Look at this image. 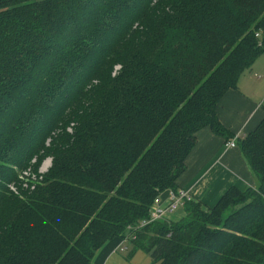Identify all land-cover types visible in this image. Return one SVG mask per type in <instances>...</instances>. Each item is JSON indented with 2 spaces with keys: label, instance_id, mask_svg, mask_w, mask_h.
I'll return each instance as SVG.
<instances>
[{
  "label": "trees",
  "instance_id": "obj_1",
  "mask_svg": "<svg viewBox=\"0 0 264 264\" xmlns=\"http://www.w3.org/2000/svg\"><path fill=\"white\" fill-rule=\"evenodd\" d=\"M262 35L264 0H0V264L126 237L151 264H264V118L236 142L257 187L150 220L198 132L230 136L218 104Z\"/></svg>",
  "mask_w": 264,
  "mask_h": 264
},
{
  "label": "crops",
  "instance_id": "obj_2",
  "mask_svg": "<svg viewBox=\"0 0 264 264\" xmlns=\"http://www.w3.org/2000/svg\"><path fill=\"white\" fill-rule=\"evenodd\" d=\"M217 113L230 136L217 135L210 127L202 128L186 159V170L177 181L178 188L188 190L194 200L207 207L214 206L231 186L245 189L259 184L239 145L230 147L226 144L253 131L264 118V48L251 68L242 73L237 88L228 90L222 97ZM165 197L167 191L162 194V198ZM180 216L184 213L176 216L172 212L165 218ZM141 251L144 250L136 248L128 237L114 238L96 253L91 264H118L123 260L117 255L119 252L125 255V260L135 261Z\"/></svg>",
  "mask_w": 264,
  "mask_h": 264
},
{
  "label": "built area",
  "instance_id": "obj_3",
  "mask_svg": "<svg viewBox=\"0 0 264 264\" xmlns=\"http://www.w3.org/2000/svg\"><path fill=\"white\" fill-rule=\"evenodd\" d=\"M256 36L261 38V33L257 32ZM259 44L261 45L262 41H260ZM236 139H237V137L235 139L231 140L230 142H228L226 145L230 146V147H235L236 146ZM47 161H49V164H50V160L48 159ZM45 163L41 167L42 172H44L48 169L49 165L44 169V167L46 165ZM192 199H193V196L188 190H185L183 188H180L176 191L170 190V191H168L167 199L166 198L163 199L162 196H159L155 200V203H154L152 211H151L150 220L154 221V220L163 218L168 213L174 212L177 209L183 207L186 204V202L191 201ZM147 223H149V221H144L140 225L144 226Z\"/></svg>",
  "mask_w": 264,
  "mask_h": 264
},
{
  "label": "rangeland",
  "instance_id": "obj_4",
  "mask_svg": "<svg viewBox=\"0 0 264 264\" xmlns=\"http://www.w3.org/2000/svg\"><path fill=\"white\" fill-rule=\"evenodd\" d=\"M248 70V69H247ZM47 160H45V162H46ZM51 161V160H50ZM44 162V163H45ZM46 165H45V167H44V169L49 165L50 166V164H49V161H47L46 163H45ZM48 166V167H49ZM184 213V208L183 207H181V208H179V209H177L176 211H174V213H175V215L176 216H178V215H180L181 213ZM182 216H180V218H181ZM180 218H173V220H178V219H180ZM127 246V245H126ZM118 256H120L121 257V259H123L122 261H118V264H151V260H150V257H149V255H147V253L145 252V251H141V252H138L137 253V256H138V259H136L135 261H134V259H132V260H125V255L123 254V253H118L117 254Z\"/></svg>",
  "mask_w": 264,
  "mask_h": 264
}]
</instances>
